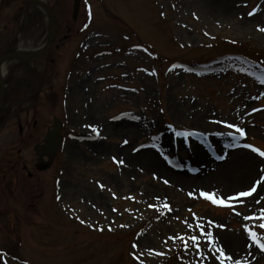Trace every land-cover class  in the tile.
<instances>
[{
    "label": "rangeland",
    "instance_id": "rangeland-1",
    "mask_svg": "<svg viewBox=\"0 0 264 264\" xmlns=\"http://www.w3.org/2000/svg\"><path fill=\"white\" fill-rule=\"evenodd\" d=\"M44 1L55 13L50 49L3 78L13 88L8 117L0 108V264H221L218 249L224 264H264L245 231L264 243V221L249 219L264 215V157L244 146L264 151V23H244L264 22V0H226L232 18L210 0H78L76 18L77 0ZM48 35L39 10L0 0V58L11 46L39 50ZM56 119L64 144L48 167L35 146ZM198 150L214 170L246 151L254 173L238 186L233 170L230 191L174 181L198 175ZM145 152L167 174L126 158ZM226 237L244 239L237 254Z\"/></svg>",
    "mask_w": 264,
    "mask_h": 264
},
{
    "label": "bare ground",
    "instance_id": "bare-ground-1",
    "mask_svg": "<svg viewBox=\"0 0 264 264\" xmlns=\"http://www.w3.org/2000/svg\"><path fill=\"white\" fill-rule=\"evenodd\" d=\"M234 2V1H232ZM231 1H226V0H210V10L215 12L216 14L222 15L224 17H233L234 15H237V10H236V6H234V4ZM258 18H246L245 17V24H252V25H256L257 23H259L260 26H262V24L264 22H258L257 21ZM263 27V26H262ZM41 49V48H40ZM39 49V50H40ZM39 50H34L31 47L26 46L25 48H21L20 52L21 55L25 58H29V57H33L36 54H38ZM15 61L17 60H9L3 67L0 68V79L2 77L5 76V74L8 71V67H10L11 65H13L15 63ZM121 124H119L117 127H119ZM122 127H124V125H122ZM211 127V126H209ZM115 128V126H114ZM197 150V148H196ZM198 152L200 153V156L202 157L201 160L199 158H195L197 159V161H199L200 164V168L201 170H199L198 175H196L195 177L192 175H189L188 173H182V174H170L172 176V179L175 181L177 180L180 183H183L185 185H191V184H195L198 183L200 185H215L217 191H230L229 188V183L233 182L234 184V180L233 179V175L232 172L233 170H236V172L239 170L242 171L240 173H238L239 176V181H238V186H243L248 182L249 176L253 175L254 171V166H253V162L249 161L246 158H239L238 154L242 155H250V157L254 160V157H252V154L246 152V151H242V150H236L234 152H232V154H236V157L232 158L229 163L224 161V164L222 162V165L220 164L219 168L216 170H214L211 166L210 162H207L206 160H204V155L202 156L201 151L198 150ZM226 152V151H225ZM224 153H222L221 157L224 156ZM120 155H125L124 152L120 151L119 152ZM231 154V153H230ZM127 160H129L130 162H140L144 165H152L153 168H155L156 170H158L159 172H161L162 174H167V169L163 170L160 166H156L153 164L152 160L154 161L155 164H158L159 161H157V159L155 158L153 153L150 152H145L142 154H137L135 155V157L131 156H126ZM134 158V159H133ZM160 169V170H159ZM200 174V175H199ZM169 176V175H168ZM202 177V178H200ZM232 184V185H233ZM229 243H231L228 245L229 248L228 252L230 253V255L232 254H237V252L239 250H236L235 247L237 245L240 244H244L241 243L242 241V237L238 238V239H234V238H229L226 237L225 238ZM244 240V239H243ZM246 244V243H245ZM241 247V246H240ZM243 249L240 250V252H245L248 254L247 258L253 257L256 253H258V251H256L254 249V247L252 245H249L246 247L245 245L242 246ZM241 261V259L239 260ZM236 263H238L237 261H235Z\"/></svg>",
    "mask_w": 264,
    "mask_h": 264
},
{
    "label": "water",
    "instance_id": "water-1",
    "mask_svg": "<svg viewBox=\"0 0 264 264\" xmlns=\"http://www.w3.org/2000/svg\"><path fill=\"white\" fill-rule=\"evenodd\" d=\"M25 2L33 5L34 7L37 6L40 9H42L47 16V24H48V28H49V38H48V42L46 44V46H44L43 50L40 52V56L39 58H24L23 56H21L20 54H13L7 57H4L3 59L0 60V66L9 58V57H13V58H19L24 62L27 63H32L37 61L38 59H40L41 57H43V55L46 53V51L48 50V48L50 47L52 40H53V35H54V29H55V20H54V16H53V12L51 11V9L49 8V6L39 0H24ZM78 8H79V4H78V0L76 1V5H75V9H74V17L76 18L77 16V12H78ZM0 100L2 98V89L0 90ZM53 129L51 131H49L43 141V143L41 145H37L35 147V152L36 154L41 158L42 156L47 157L48 158V165L53 161V159L55 158L58 149L60 147L61 144V129H62V124L60 123V121H58L57 119L54 121L53 124Z\"/></svg>",
    "mask_w": 264,
    "mask_h": 264
},
{
    "label": "snow or ice",
    "instance_id": "snow-or-ice-1",
    "mask_svg": "<svg viewBox=\"0 0 264 264\" xmlns=\"http://www.w3.org/2000/svg\"><path fill=\"white\" fill-rule=\"evenodd\" d=\"M253 14L254 13H250V15H253ZM261 31H264V29H261ZM228 127H232V125H228ZM93 131H95V129ZM237 131L240 133L241 136L244 135V132L242 130L237 129ZM178 135H179V133H178ZM184 135H189V134H184ZM125 143H127V141H125ZM244 146L246 148L251 147L250 145H247V144H245ZM252 151L256 152L261 157H264V151H260L259 149H256V148H252ZM120 163H122V161ZM262 181H264V178H261V180H258L257 184L261 183ZM165 183H167V181H165ZM255 190H256L255 188H252L251 191L242 192L239 195H240V197H247V196H250L252 194V192H254ZM201 195L204 196L205 199L209 200L213 205L227 206V205H225V201L223 199H215L214 198L216 195L215 193H212V194L201 193ZM257 203H259V201H257ZM237 214H239V213H237ZM249 219H258V220L264 221V215H261L259 217H250ZM259 227L261 230H264V223H260ZM245 231L248 233L249 238L252 239L254 243H256L257 247L264 250V243L260 242V238H259L258 234L255 231L248 229V228H246ZM208 235L211 236V233H208ZM181 239H183V237H181ZM191 239H192V242L194 244L198 245V241H197L196 237H192ZM134 247H135V245H134ZM218 251L220 252L221 264H224V260L231 259V257L225 256L223 249H218Z\"/></svg>",
    "mask_w": 264,
    "mask_h": 264
},
{
    "label": "flooded vegetation",
    "instance_id": "flooded-vegetation-1",
    "mask_svg": "<svg viewBox=\"0 0 264 264\" xmlns=\"http://www.w3.org/2000/svg\"><path fill=\"white\" fill-rule=\"evenodd\" d=\"M8 45H9V43H8ZM59 48V47H58ZM16 49V48H15ZM14 49V50H15ZM10 53H13V46H11L10 48H9V50L7 51V52H5L3 55H2V57L3 56H5V55H7V54H10ZM26 69H27V71L29 72V73H31V72H33V74H34V71L33 70H30L29 68H27V67H25ZM9 71V70H8ZM12 85H13V83H11V85L9 86V80H4V79H2V80H0V90L2 89V91H3V98H2V101H1V103H0V108H5L4 109V111L2 112V115H4L5 116V118L6 117H8V112H9V109H8V103H6V101H5V96H6V92H8L11 88H13L12 87ZM5 118H1L0 119V121H2L3 119H5ZM39 170H41V167H37ZM44 169H46V168H44Z\"/></svg>",
    "mask_w": 264,
    "mask_h": 264
}]
</instances>
